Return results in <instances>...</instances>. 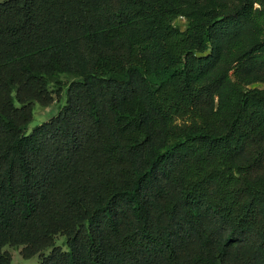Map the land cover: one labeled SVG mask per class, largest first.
Listing matches in <instances>:
<instances>
[{
	"label": "trees",
	"instance_id": "16d2710c",
	"mask_svg": "<svg viewBox=\"0 0 264 264\" xmlns=\"http://www.w3.org/2000/svg\"><path fill=\"white\" fill-rule=\"evenodd\" d=\"M8 245L264 264V0H0V264Z\"/></svg>",
	"mask_w": 264,
	"mask_h": 264
},
{
	"label": "rangeland",
	"instance_id": "374dc122",
	"mask_svg": "<svg viewBox=\"0 0 264 264\" xmlns=\"http://www.w3.org/2000/svg\"><path fill=\"white\" fill-rule=\"evenodd\" d=\"M175 24L180 26L181 28L185 27L186 20L185 18H179L175 21ZM65 81L68 79L64 78ZM259 86V85H254ZM262 87V85L260 86ZM65 105V90L62 92L61 96L56 99V101L50 106H42L40 104H36L34 109V120L29 127V132L41 123H44L50 120L52 117L56 116ZM57 245L61 246L64 250H67V240L65 236L58 235L56 238ZM6 251L10 252L12 255V263L11 264H38L41 260L39 255L32 257V258H24L21 254L22 246L20 247H12L6 246L4 248ZM50 250L45 251V254H48Z\"/></svg>",
	"mask_w": 264,
	"mask_h": 264
}]
</instances>
